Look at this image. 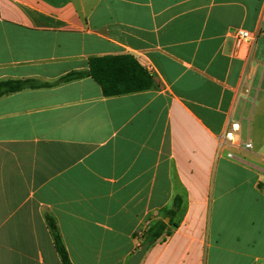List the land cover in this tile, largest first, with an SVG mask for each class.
Wrapping results in <instances>:
<instances>
[{
    "label": "crops",
    "instance_id": "1",
    "mask_svg": "<svg viewBox=\"0 0 264 264\" xmlns=\"http://www.w3.org/2000/svg\"><path fill=\"white\" fill-rule=\"evenodd\" d=\"M239 29L256 40L237 49ZM109 55L154 87L56 83ZM8 80L52 86L0 98V264H62L46 216L72 264H129L176 199L140 264L264 261V0H0Z\"/></svg>",
    "mask_w": 264,
    "mask_h": 264
},
{
    "label": "trees",
    "instance_id": "2",
    "mask_svg": "<svg viewBox=\"0 0 264 264\" xmlns=\"http://www.w3.org/2000/svg\"><path fill=\"white\" fill-rule=\"evenodd\" d=\"M86 76L91 77L100 85L106 97L142 92L154 87V81L148 71L130 55H109L91 58L89 60V71L68 74L56 83H68ZM48 86H52V84L37 83L33 80L2 81L0 82V98L25 89ZM180 203L181 200L176 199L174 202L176 210L168 212V216L171 218L169 224L158 222L148 229L145 242H150L151 246H153L158 242L165 241L166 238L172 235L173 230L169 226L173 223L176 211L180 208ZM46 221L62 264H72L55 220L46 216Z\"/></svg>",
    "mask_w": 264,
    "mask_h": 264
},
{
    "label": "built area",
    "instance_id": "3",
    "mask_svg": "<svg viewBox=\"0 0 264 264\" xmlns=\"http://www.w3.org/2000/svg\"><path fill=\"white\" fill-rule=\"evenodd\" d=\"M256 38L257 36L255 34L247 30H243V29H239L234 33V40H235L237 49L250 46L256 40ZM241 130H242L241 123L238 121L232 120L230 122V129L228 130V132L225 134V136L220 142L221 148L223 147L233 148V147L239 146L237 138L239 134L241 133ZM241 147H243L246 150H251L253 149V144L249 140L247 142L242 143ZM228 157L234 158L233 153L229 152ZM148 229L149 227L145 226L144 228L138 230L134 235V238L137 241V244H138L137 246L139 249H141V247L145 243ZM259 264H264V261L260 262Z\"/></svg>",
    "mask_w": 264,
    "mask_h": 264
},
{
    "label": "water",
    "instance_id": "4",
    "mask_svg": "<svg viewBox=\"0 0 264 264\" xmlns=\"http://www.w3.org/2000/svg\"><path fill=\"white\" fill-rule=\"evenodd\" d=\"M150 246V242H145L141 249L132 257L129 264H140Z\"/></svg>",
    "mask_w": 264,
    "mask_h": 264
},
{
    "label": "rangeland",
    "instance_id": "5",
    "mask_svg": "<svg viewBox=\"0 0 264 264\" xmlns=\"http://www.w3.org/2000/svg\"><path fill=\"white\" fill-rule=\"evenodd\" d=\"M260 153H262V154L264 153V148L261 149Z\"/></svg>",
    "mask_w": 264,
    "mask_h": 264
}]
</instances>
